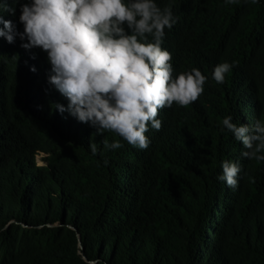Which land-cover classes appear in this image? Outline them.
<instances>
[{
    "label": "trees",
    "instance_id": "trees-1",
    "mask_svg": "<svg viewBox=\"0 0 264 264\" xmlns=\"http://www.w3.org/2000/svg\"><path fill=\"white\" fill-rule=\"evenodd\" d=\"M27 2L2 13L17 32ZM153 2L176 20L161 45L173 77L207 79L195 102L159 111L144 150L61 113L47 53L0 37V264H264V160L223 125L264 121V0ZM224 161L241 167L236 188L218 179Z\"/></svg>",
    "mask_w": 264,
    "mask_h": 264
},
{
    "label": "clouds",
    "instance_id": "clouds-1",
    "mask_svg": "<svg viewBox=\"0 0 264 264\" xmlns=\"http://www.w3.org/2000/svg\"><path fill=\"white\" fill-rule=\"evenodd\" d=\"M236 0H225L235 3ZM20 3V0H13ZM7 0L0 3V37L13 43L19 36L21 47L40 48L51 64L48 83L67 101L56 104L82 123L97 127L99 133L113 131L128 144L147 149L150 140L145 135L151 127L159 131V111L176 103L182 107L195 102L203 93L206 77L200 70L173 77L169 63L171 54L162 49L165 28L176 23L170 8L161 10L153 0H29L21 3L19 21L23 32L15 31L2 13ZM130 30V34L129 31ZM151 35L152 42L148 41ZM233 65L224 62L213 70V79L223 83ZM36 71L35 67L31 69ZM226 116L223 125L242 142L246 149L241 156L264 160V121L257 120L250 128L231 122ZM105 148H122L119 141ZM89 148L97 152L95 143ZM219 180L230 188L238 186L239 163L224 161Z\"/></svg>",
    "mask_w": 264,
    "mask_h": 264
},
{
    "label": "rangeland",
    "instance_id": "rangeland-1",
    "mask_svg": "<svg viewBox=\"0 0 264 264\" xmlns=\"http://www.w3.org/2000/svg\"><path fill=\"white\" fill-rule=\"evenodd\" d=\"M40 157H41L40 155H37V156H36V162H37L38 164H41V163H42Z\"/></svg>",
    "mask_w": 264,
    "mask_h": 264
}]
</instances>
